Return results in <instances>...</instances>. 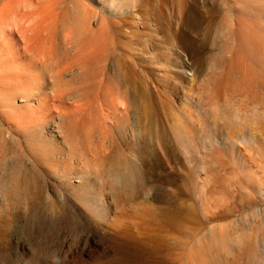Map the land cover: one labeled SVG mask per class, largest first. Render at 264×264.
Instances as JSON below:
<instances>
[{"label":"rangeland","instance_id":"374dc122","mask_svg":"<svg viewBox=\"0 0 264 264\" xmlns=\"http://www.w3.org/2000/svg\"><path fill=\"white\" fill-rule=\"evenodd\" d=\"M0 7V263L247 264L251 252L264 262V0H0ZM150 117L164 124V156L143 130ZM177 127L187 146L176 142ZM145 151L159 159L141 205L181 198L191 209L164 230L160 257L130 241L127 231L145 227L144 219L106 191L99 197L106 218L52 209L50 196L72 199L79 177L91 178L86 161L135 160ZM25 157L36 170L27 176ZM190 172L195 189L170 185ZM15 192L21 205L7 208ZM26 195L33 202L25 207Z\"/></svg>","mask_w":264,"mask_h":264},{"label":"bare ground","instance_id":"6f19581e","mask_svg":"<svg viewBox=\"0 0 264 264\" xmlns=\"http://www.w3.org/2000/svg\"><path fill=\"white\" fill-rule=\"evenodd\" d=\"M9 2V1H8ZM9 4V3H8ZM13 5V3H11ZM142 6H146V4L143 2L141 4ZM6 6V5H4ZM9 7V5H8ZM12 7V6H11ZM1 8V7H0ZM7 8V6H6ZM10 8V7H9ZM13 8V7H12ZM15 8V7H14ZM2 10V9H1ZM4 11V10H2ZM7 11V10H6ZM11 11V10H10ZM13 12V11H12ZM1 13V12H0ZM1 15V14H0ZM8 15V14H7ZM6 15V17H8ZM15 15V14H14ZM16 16H14L15 18ZM2 18V17H1ZM11 18V17H10ZM8 19V18H7ZM6 19V20H7ZM9 21V20H8ZM9 24V22H7ZM16 22H14L13 24H15ZM18 24V23H17ZM16 25V24H15ZM14 27V26H13ZM17 29H19L18 26H16ZM11 29V28H10ZM14 29V28H13ZM19 33H20V30H18ZM17 32V31H16ZM18 34V32H17ZM21 34V33H20ZM19 34V36H20ZM26 38V37H25ZM28 39V38H27ZM27 41V40H26ZM82 56V55H81ZM80 56V57H81ZM85 57V55H84ZM87 57V56H86ZM82 58V57H81ZM87 59V58H86ZM82 60V59H81ZM61 99V98H60ZM65 100V99H64ZM111 101L113 102V99H111ZM59 102V101H58ZM61 102L63 104V101L61 99ZM60 102V103H61ZM111 102V103H112ZM65 103V102H64ZM107 103V102H106ZM113 104V103H112ZM56 106V103L54 104ZM53 105V106H54ZM61 107L62 105L59 104ZM57 105V109L59 107L60 109V106ZM55 108V107H54ZM134 110H135V113L137 115V118L139 121H142L144 118H146V116L142 115V108L140 107L139 104H135L134 105ZM116 113V112H115ZM89 117V116H88ZM12 118V117H11ZM151 118V122L149 126L145 125L143 126V130L144 132L145 131H149L150 132V135L151 137H154L155 140V144L157 145L158 147V151H159V155H163L165 154V149L162 147V134H164L165 132V127H164V124L162 123V121L160 120H157V119H154L152 120V117ZM149 118V119H150ZM14 119V118H13ZM146 121V119H144ZM18 121V120H17ZM160 123V124H158ZM15 124V122H14ZM178 129V127H177ZM167 130V128H166ZM174 130V128L172 129ZM176 131V134L174 136H176V139L177 141L176 142H185L186 146H187V143L186 141H189L190 142V137L187 136L184 132H182V130L178 129V130H174L173 132ZM172 132V133H173ZM189 133V132H188ZM191 133V132H190ZM192 134V133H191ZM142 135V134H141ZM166 135V134H165ZM207 139V138H206ZM222 140V139H221ZM192 141V140H191ZM205 142V141H204ZM218 142L216 141V144ZM27 144V143H26ZM179 144V143H178ZM220 144V143H218ZM217 144V145H218ZM182 145V144H181ZM146 147V146H145ZM213 147V146H211ZM149 148V147H148ZM168 149V148H167ZM206 150V149H205ZM76 151V150H75ZM211 151V150H210ZM215 151V150H214ZM216 152V151H215ZM132 153V152H131ZM151 153V152H149ZM154 153V152H153ZM211 153V152H210ZM87 154V153H86ZM137 154V153H136ZM188 154V153H187ZM186 154V155H187ZM85 155V154H84ZM103 155V153H102ZM127 155V154H126ZM133 155V153H132ZM152 155V154H151ZM107 156V155H105ZM122 156V157H121ZM120 157L119 156H115V155H111L110 157H108V159L106 160L105 163H93L92 160H89V161H86L87 163V166H88V174L89 176H91V178H87L85 179V175H81L80 177H82V179L79 177L80 179V182L81 184L79 183L78 187L74 190V196L73 198L71 199L70 197H67L66 195H62L61 197H52L50 196L48 199V201L51 202V207L52 209L53 208H57L58 206H61V205H64V207H66L65 205L67 206H70L71 208H73V210L75 211H78L79 209H84V210H88V211H91V212H95L97 213L98 215H102L105 217V213L106 211H109L110 209H106L105 208L108 206H105L106 205L104 203V205H101L100 202H99V197H101L100 195L103 194L101 193L100 194V191H106L105 193H108L109 196L110 194L112 195V198L113 199H110L109 201H111L112 203H114L116 201V203H114V205H125V207L129 204L134 206V209L132 207V209L134 210V212L132 211L133 216L135 218H139V219H144L141 223L142 225H144L145 227L141 228V229H138L139 227L137 226V223L140 222H135V225L137 226V229L138 230H141L139 232L141 233H137L133 230V232L137 233L140 237L141 235H143V237H141L140 240H138L134 234L131 235L133 232H129L127 231L128 233H131L129 235V239L130 241L134 242L135 243V246L136 248L138 249H145L146 250H150L154 255H158L160 257V254H161V250L163 249V242L165 240V242H167L168 240V237L165 238L163 236V232L165 229H168L170 228V230L172 228H174L176 226V221L178 219H182V218H186V214L191 210L189 208V206L185 203V202H181V198L179 200H175L174 202H171L172 204H167L165 206L167 207H154L151 203V205H143V198L142 197H146L148 194L145 193L147 191V187H149V184H153L154 183V176H155V173H157V164L156 162L152 159V158H157L159 159L158 155L157 157H153L151 158V156L149 157V154H148V151L144 152V154L142 156H138V157H133V159L135 160H129L127 159L126 157L123 158V154L121 155ZM188 156V155H187ZM190 156V154H189ZM188 156V157H189ZM213 156V155H211ZM210 156V157H211ZM103 157V156H102ZM129 157V156H128ZM214 157V156H213ZM213 157L211 159H213ZM216 157V156H215ZM214 157V159H215ZM91 158V157H90ZM31 159V157H30ZM29 159V157H25L22 161H20L21 163V166H20V172L22 173V175H31L32 173H34L36 170H35V166L33 165L34 163ZM33 159V158H32ZM87 159V158H86ZM89 159V158H88ZM131 159V158H130ZM18 160V159H17ZM104 160V159H103ZM101 160V161H103ZM104 160V161H105ZM100 161V160H99ZM161 161V160H160ZM176 161V160H175ZM81 162V161H80ZM158 162V161H157ZM177 162V161H176ZM185 163V162H184ZM161 164V163H159ZM169 164V163H167ZM36 165V164H35ZM84 165V164H83ZM85 166V165H84ZM159 166V165H158ZM161 166V165H160ZM17 167V164L14 163V164H11L10 168L8 169L9 170V174L10 175H14L16 173V168ZM86 167V166H85ZM87 168V167H86ZM149 168V171L147 170ZM202 170L206 171V166L202 165L201 166ZM160 169V168H159ZM195 169V167H194ZM197 169V168H196ZM161 170V169H160ZM183 170V169H182ZM189 171V170H188ZM187 171V172H188ZM151 172V173H150ZM206 173V172H205ZM87 174V175H88ZM196 175V174H195ZM194 173L190 172L188 173L185 177L183 178H179L175 181H171L170 182V185L175 187V188H178L179 186L182 185V187L184 186H188L190 187L191 189H195V187H197V182H196V177H195ZM34 176V175H33ZM32 176V177H33ZM159 177V175H158ZM151 178V180H149ZM158 179V178H157ZM9 182V181H8ZM7 182V183H8ZM157 182V181H156ZM158 183V182H157ZM3 184V183H2ZM150 184V188L152 190V186ZM159 184V183H158ZM155 185V184H154ZM154 187V186H153ZM8 188V187H7ZM203 188V187H202ZM157 188L155 187V190ZM15 192V195L13 197H9V200L6 204L7 208H10L11 206L13 205H21L20 204V200H21V197H19V194ZM156 193V192H154ZM153 195V194H152ZM155 195V194H154ZM69 196V195H68ZM104 196V195H102ZM149 196V195H148ZM148 196L146 197V199L148 198ZM174 196V195H173ZM176 196V195H175ZM181 197V196H180ZM30 196L26 195L25 197V201L26 200H30ZM107 198V197H106ZM140 198H142V205H141V201H140ZM154 199L155 196H154ZM104 200V199H103ZM159 200V199H158ZM101 201V200H100ZM106 201V200H105ZM173 201V200H172ZM33 201H28L26 204L27 205H24L25 207L26 206H29ZM103 202V201H101ZM25 203V202H24ZM184 203H185V206H184ZM103 204V203H102ZM111 204V203H109ZM145 204V203H144ZM158 204V203H157ZM4 205V204H3ZM5 206V205H4ZM2 207V206H1ZM112 207V206H111ZM119 206H115L114 209L118 208ZM124 207V206H123ZM122 207V208H123ZM16 208V207H15ZM128 208H130L128 206ZM12 209V208H11ZM112 209V208H111ZM10 210V209H9ZM13 210V209H12ZM116 211V210H114ZM5 212V211H4ZM3 212V214H4ZM112 212V210H111ZM123 212H124V209H123ZM131 212V210L129 211ZM110 213V212H108ZM7 214V213H6ZM122 214V213H121ZM127 214V211L126 213H124V216H126ZM129 214V218L131 217L130 213ZM2 215V214H1ZM0 215V248L3 246V240H4V234H3V230L5 229L4 224L2 222V216ZM123 216V215H122ZM6 217V216H5ZM8 217V216H7ZM128 217V215L126 216V218ZM106 218V217H105ZM120 218H123V217H120ZM4 220H7V219H4ZM125 220V219H124ZM126 221V220H125ZM129 221V220H128ZM117 222V221H115ZM114 222L115 226L118 225L120 227H116L120 229H122L121 231H123V233L125 232L122 228L123 222H117V224ZM131 222V223H133ZM7 223V221H6ZM120 223V224H118ZM3 224V225H2ZM124 224H127V222H124ZM129 224V223H128ZM127 224V226H129ZM7 225V224H5ZM132 225V224H131ZM114 226V225H112ZM134 226V224L132 225ZM4 228V229H3ZM115 228V229H116ZM127 228V227H126ZM125 228V229H126ZM130 227L127 229L129 230ZM136 229V230H137ZM132 230V229H131ZM8 231V230H7ZM174 231V230H173ZM118 232V231H117ZM120 232V231H119ZM151 232V233H150ZM126 233V232H125ZM150 233V234H149ZM127 234V233H126ZM121 235V234H120ZM123 235V234H122ZM137 235V236H138ZM162 235V236H161ZM165 235V234H164ZM145 238L144 241H142V238ZM115 237V236H114ZM123 237V236H121ZM165 239H164V238ZM174 237V236H173ZM172 237V238H173ZM171 238V237H170ZM123 239V238H122ZM126 239V238H125ZM167 239V240H166ZM241 240V239H240ZM235 242V241H234ZM168 246H169V243H167ZM166 244V245H167ZM84 247V246H83ZM217 247V246H216ZM253 247V246H252ZM252 250V248L250 249V251ZM172 250L169 251V257L171 258V254H173V252H171ZM174 251V250H173ZM254 251V249H253ZM163 252V251H162ZM232 253V252H231ZM251 255L248 257V262L247 264H264L263 261H259L260 259L257 257L256 255V252L254 253H250ZM152 255V254H151ZM156 255V256H157ZM166 255H168L166 253ZM173 256V255H172ZM259 259V260H258ZM2 264V263H0Z\"/></svg>","mask_w":264,"mask_h":264}]
</instances>
